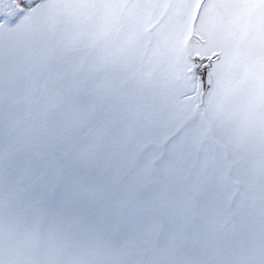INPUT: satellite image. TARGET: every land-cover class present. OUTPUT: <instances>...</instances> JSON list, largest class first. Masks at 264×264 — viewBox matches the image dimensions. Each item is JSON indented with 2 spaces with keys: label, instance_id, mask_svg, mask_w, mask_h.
<instances>
[{
  "label": "snow or ice",
  "instance_id": "obj_1",
  "mask_svg": "<svg viewBox=\"0 0 264 264\" xmlns=\"http://www.w3.org/2000/svg\"><path fill=\"white\" fill-rule=\"evenodd\" d=\"M0 264H264V0H0Z\"/></svg>",
  "mask_w": 264,
  "mask_h": 264
}]
</instances>
